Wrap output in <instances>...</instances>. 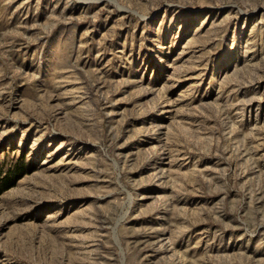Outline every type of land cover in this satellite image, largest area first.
Masks as SVG:
<instances>
[{
	"label": "rangeland",
	"instance_id": "1",
	"mask_svg": "<svg viewBox=\"0 0 264 264\" xmlns=\"http://www.w3.org/2000/svg\"><path fill=\"white\" fill-rule=\"evenodd\" d=\"M0 264H264V0H0Z\"/></svg>",
	"mask_w": 264,
	"mask_h": 264
},
{
	"label": "trees",
	"instance_id": "2",
	"mask_svg": "<svg viewBox=\"0 0 264 264\" xmlns=\"http://www.w3.org/2000/svg\"><path fill=\"white\" fill-rule=\"evenodd\" d=\"M24 175V167L22 165H16L11 169L3 171L0 169V189L5 191L10 187L9 180L20 178Z\"/></svg>",
	"mask_w": 264,
	"mask_h": 264
}]
</instances>
